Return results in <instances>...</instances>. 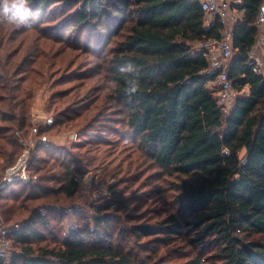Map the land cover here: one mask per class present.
Segmentation results:
<instances>
[{
    "label": "trees",
    "instance_id": "obj_1",
    "mask_svg": "<svg viewBox=\"0 0 264 264\" xmlns=\"http://www.w3.org/2000/svg\"><path fill=\"white\" fill-rule=\"evenodd\" d=\"M63 1L80 5L74 26L100 37L96 49L97 58L104 61L101 92H108L104 98L108 111L124 117L128 138L139 144L153 169L175 181L173 201L187 216L133 225L114 234L105 215L114 205L109 203L97 209L94 221L104 232L93 234L85 225L72 229L55 248L36 246L47 240L44 233L52 227L39 210L31 212L28 203L54 191L73 198L81 173L67 151L37 145L28 171L34 169L39 182H15L0 192L3 223L13 228L25 222L11 233L22 248L14 254L13 264H168L153 252L177 239L185 242L190 234L188 245L214 253L180 264L211 260L264 264V78L253 72L248 56L258 37L257 18L264 0H239L242 4L237 6L244 15L232 34L236 56L229 78L238 97L230 109L221 106L208 87L214 76L206 73L208 62L198 47L220 40L224 28L219 21L205 26L198 1L28 0L33 9L31 24L35 19L44 22V14ZM23 33L27 32L0 28V184L25 154L19 142L31 133L35 88L47 84L46 76L53 68L63 66L56 46L60 40L39 39L34 34L22 38ZM63 97L66 94L54 99ZM94 103L81 104L73 116L60 112L53 117L54 125L41 127L39 135L48 136L65 123L79 120L73 128L82 133L93 130L92 120L105 109L104 104L93 110ZM70 105L71 100L62 101L61 111ZM87 144L77 147L85 150L83 160H88L90 152L99 156L92 157L89 165L100 156L107 158L108 151L89 149ZM52 183L59 188L45 186ZM17 184L16 194L4 196ZM26 213L30 215L25 220ZM128 235L149 239L138 244L139 254L127 247ZM5 261L0 258V264Z\"/></svg>",
    "mask_w": 264,
    "mask_h": 264
},
{
    "label": "rangeland",
    "instance_id": "obj_2",
    "mask_svg": "<svg viewBox=\"0 0 264 264\" xmlns=\"http://www.w3.org/2000/svg\"><path fill=\"white\" fill-rule=\"evenodd\" d=\"M79 7L80 5H72L67 1L57 3L44 14V22L35 19L33 24L30 21V16L32 18V11H30L28 15L29 27L27 28H17L13 24L0 23V28H15L17 32H27L23 33L22 38L34 34L39 39L53 38L56 41H61V44L56 46L58 54L61 55L59 58H63V66L53 68L46 76L47 84L38 85L35 88L31 115L40 113L56 118L57 114L63 112L65 116H73L75 110H79L81 108L79 106L83 103L91 104L95 101L91 107L93 110L94 108H103L106 103L104 98L108 92H101L105 84L101 74L104 61L97 58L98 50L96 49L100 37L92 34L89 30L78 29L82 28L80 26H74V15ZM29 8L33 10L31 7ZM31 28H41L40 30L43 32L40 30L31 31ZM111 48L112 45L107 47L106 54ZM60 94H66V97L54 99ZM66 99L71 100V105L65 111H61L60 104ZM104 108V111L96 114L97 116L92 120L93 130L91 131L82 133L80 129L73 128L76 123L80 122L79 120L70 124L65 123L48 135L50 141L47 145L67 151L74 160V163H71L81 173L76 178L79 181L77 182L76 195L73 198H65L54 191L38 201L28 203L31 206V212L35 209L39 210L47 217L52 227L49 232L44 233L47 240L36 246L55 248L59 245V241L66 237L72 229L77 230L85 225L93 234L104 232L105 229L103 227L98 229L94 221L98 214L97 209L109 203H114V205L105 215L109 224L114 228L111 231L114 234L133 225L158 224V222L171 216H176L182 220L186 219L187 215L179 211L178 206L173 201L175 194L173 184L175 181L163 177L162 172L153 169L139 144L128 138L124 117L114 115V111H108V103L105 104ZM18 136L20 137V135ZM30 141L31 136L27 139L22 138L19 142L25 153L28 151ZM87 142L89 144L91 142V144H87L86 148L100 149L101 152L108 151L107 158L100 156V162L96 160L92 165H89L92 157L99 156L96 151L90 152L87 156L88 160H83L85 150L77 147ZM32 149H30V154ZM23 158L24 156L11 169V172L21 166ZM102 160L104 162H101ZM34 171L33 169V172H27L30 178V182L27 184L39 182L38 175L33 174ZM120 171L122 173H119ZM111 173L115 174L117 178H112ZM16 186L19 185L10 187L4 196L11 195L12 197L16 194V188H19ZM45 186L51 190L59 188L56 183ZM5 187L0 188V192ZM29 215L30 213H26L22 218L26 220ZM0 221L1 240L2 229H11L12 227L3 223L1 217ZM192 236L193 234L186 235L187 241ZM127 238V247L135 254H139L138 244H144L149 240L148 238L140 239L130 235ZM114 239H116V235ZM187 241L182 242L177 239V241L171 242L169 247L160 248L157 254H155L156 252L153 254L155 258L168 264H180L196 257L206 259L214 253L211 250L201 252L188 245ZM9 243L10 248L5 250L7 252L0 257L6 260L5 264H13L14 254L22 250L21 246L13 240L11 234L9 235ZM157 248L155 247V250ZM140 256L144 258L145 253H140ZM209 264L218 263L211 260Z\"/></svg>",
    "mask_w": 264,
    "mask_h": 264
},
{
    "label": "built area",
    "instance_id": "obj_3",
    "mask_svg": "<svg viewBox=\"0 0 264 264\" xmlns=\"http://www.w3.org/2000/svg\"><path fill=\"white\" fill-rule=\"evenodd\" d=\"M199 2L202 11L205 14V19L212 18L213 21H219L224 28L223 37L220 40L208 41L198 45L200 52L204 54L208 68L207 74L214 76L213 81L208 83L216 95L218 103L224 108L230 109L234 103L238 93L233 88V84L229 78V71L231 64L236 56V51L233 47V28L238 20L237 6L242 4L241 1L235 0L229 2L228 0H196ZM258 37L255 45L249 52V60L253 65V72L257 76L264 78V2L260 9L257 18ZM50 121V122H49ZM54 125V118L45 114L32 115L31 141L29 143L28 151L22 159L21 166L9 172L3 181L0 188L11 185L15 182L27 184L30 178L27 174L29 166L30 149L37 145H47L50 141L48 136H40V128L51 127ZM226 152V151H225ZM25 176L27 178H25ZM77 182L79 180H76ZM1 224V221H0ZM21 225L15 227L3 228L0 240V257L6 253L10 248L9 235L14 231L20 229Z\"/></svg>",
    "mask_w": 264,
    "mask_h": 264
},
{
    "label": "clouds",
    "instance_id": "obj_4",
    "mask_svg": "<svg viewBox=\"0 0 264 264\" xmlns=\"http://www.w3.org/2000/svg\"><path fill=\"white\" fill-rule=\"evenodd\" d=\"M30 11L28 0H0V23L13 24L17 28H27Z\"/></svg>",
    "mask_w": 264,
    "mask_h": 264
},
{
    "label": "crops",
    "instance_id": "obj_5",
    "mask_svg": "<svg viewBox=\"0 0 264 264\" xmlns=\"http://www.w3.org/2000/svg\"><path fill=\"white\" fill-rule=\"evenodd\" d=\"M229 2H233V1H235V0H228ZM243 15H244V13L243 12H238L237 13V17L239 18V19H241L242 17H243ZM214 24V21H213V19L212 18H207V19H205V26L208 28V27H210V26H212Z\"/></svg>",
    "mask_w": 264,
    "mask_h": 264
}]
</instances>
